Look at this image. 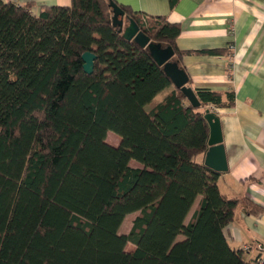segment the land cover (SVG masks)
I'll return each instance as SVG.
<instances>
[{"label":"trees","instance_id":"16d2710c","mask_svg":"<svg viewBox=\"0 0 264 264\" xmlns=\"http://www.w3.org/2000/svg\"><path fill=\"white\" fill-rule=\"evenodd\" d=\"M109 1L71 0L34 16L0 0V264H250L224 229L240 204L264 209L222 195L221 173L196 162L208 148L205 111L232 108L233 92L188 79L200 103L192 107L112 26ZM118 6L179 66L183 54L222 52H182L178 24Z\"/></svg>","mask_w":264,"mask_h":264},{"label":"crops","instance_id":"0c3cea01","mask_svg":"<svg viewBox=\"0 0 264 264\" xmlns=\"http://www.w3.org/2000/svg\"><path fill=\"white\" fill-rule=\"evenodd\" d=\"M2 1L29 6L34 16L41 7H68L71 3V0ZM114 1L134 12L165 17L168 22L178 24L176 48L182 52L222 51L213 55L183 54L180 66L192 88L233 92V107L215 110L227 161V171L221 173L217 186L222 195L248 200L264 209V0ZM169 91L160 94L157 102ZM196 162L203 163L204 155L197 156ZM130 166L140 168L131 162ZM224 235L234 249L251 246L245 258L253 263L254 246L264 242V214H247L240 204Z\"/></svg>","mask_w":264,"mask_h":264},{"label":"water","instance_id":"95a60500","mask_svg":"<svg viewBox=\"0 0 264 264\" xmlns=\"http://www.w3.org/2000/svg\"><path fill=\"white\" fill-rule=\"evenodd\" d=\"M109 7L112 14V26L118 28V33L121 34L122 38L126 41H132L141 49H146L151 59L162 68L171 85L182 92L192 107L198 108L200 103L194 91L187 86L188 75L174 59L172 48L170 46L162 47L160 44L150 42L149 38L139 30V27L131 18L125 15L116 2L109 1ZM81 59L84 73L90 75L93 72L94 54L86 52L82 54ZM204 118L209 127V136L203 164L215 172H226L227 161L222 145L220 120L209 110L205 111Z\"/></svg>","mask_w":264,"mask_h":264},{"label":"rangeland","instance_id":"374dc122","mask_svg":"<svg viewBox=\"0 0 264 264\" xmlns=\"http://www.w3.org/2000/svg\"><path fill=\"white\" fill-rule=\"evenodd\" d=\"M162 95H159L155 100L154 103H156L157 101H159L161 99ZM106 142L109 145L112 146H117L118 144V138L112 133V132H108L107 133V137H106ZM132 165H137L140 166L137 162L132 161L131 162ZM138 215V213H133L130 214L128 216H126V218L124 219V221L122 222L120 229H119V233L120 234H127L132 226V222L135 219V217ZM181 239V238H180ZM126 251H132L133 247L131 245H127L125 248Z\"/></svg>","mask_w":264,"mask_h":264},{"label":"built area","instance_id":"2783aa9c","mask_svg":"<svg viewBox=\"0 0 264 264\" xmlns=\"http://www.w3.org/2000/svg\"><path fill=\"white\" fill-rule=\"evenodd\" d=\"M230 28V33H232ZM245 253L252 250L251 246H244L242 249ZM255 258L253 264H264V242L258 243L254 246Z\"/></svg>","mask_w":264,"mask_h":264}]
</instances>
